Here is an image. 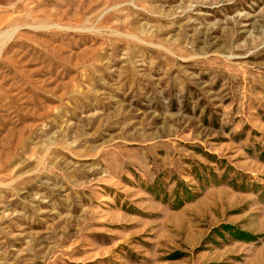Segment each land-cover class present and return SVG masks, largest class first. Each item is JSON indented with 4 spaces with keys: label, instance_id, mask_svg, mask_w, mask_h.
<instances>
[{
    "label": "rangeland",
    "instance_id": "374dc122",
    "mask_svg": "<svg viewBox=\"0 0 264 264\" xmlns=\"http://www.w3.org/2000/svg\"><path fill=\"white\" fill-rule=\"evenodd\" d=\"M0 264H264V0H0Z\"/></svg>",
    "mask_w": 264,
    "mask_h": 264
}]
</instances>
